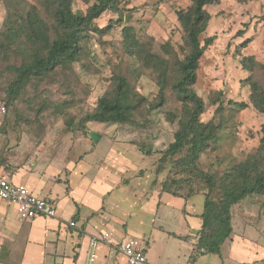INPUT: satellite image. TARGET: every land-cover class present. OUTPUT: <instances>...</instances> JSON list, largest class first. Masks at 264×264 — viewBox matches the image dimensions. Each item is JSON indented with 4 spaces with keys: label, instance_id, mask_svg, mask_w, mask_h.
<instances>
[{
    "label": "rangeland",
    "instance_id": "374dc122",
    "mask_svg": "<svg viewBox=\"0 0 264 264\" xmlns=\"http://www.w3.org/2000/svg\"><path fill=\"white\" fill-rule=\"evenodd\" d=\"M24 1L26 6L38 7L42 17L50 22L43 7L44 0ZM121 1L124 24L133 26L141 40L165 56L168 55L163 52L162 45L169 43L179 57H184L189 48L176 11L188 8L191 0ZM87 7L82 0L74 1L75 11H86ZM206 9L211 19L202 39L209 36H216V39L200 59L193 88L205 103L203 121L215 116L219 105L215 100L220 91L219 96L227 110L222 115L226 127L221 140L201 154L198 167L200 171L215 175L219 182L220 176L233 172L251 153L258 151L263 136L264 113L250 102L251 89L247 79L252 72L243 67L241 60L247 56L255 58L259 66H256L254 76L264 84V0H220ZM6 14L5 3L0 0V30ZM117 17L106 11L96 23L104 27ZM122 28L123 25L117 24L104 36L90 37L80 61L33 78L15 97L9 96L8 88L15 78L12 65L18 64L20 57H0V102L7 103L1 163L8 170H12L13 157L21 166L52 163L65 153L75 154L77 143L88 139L90 130L102 124L106 127V137L115 136L123 143V152L139 157V167L143 169L140 173L155 182L162 179V184L181 180L172 184L173 190L190 195L189 209L193 210L195 206L200 209L209 188L199 171L184 172L176 164L185 150L163 158L164 151L174 141L179 119L183 117V104L172 86L174 78L165 90L164 104L155 106L159 101L156 76L151 70H144L136 77V73L129 70L132 60L122 46ZM116 73L125 75L135 90L145 97L133 114L132 122L83 121L85 115L96 109L100 97L112 93ZM172 76H176L175 70ZM229 100L246 102L249 106L235 112ZM172 114L176 117L171 120ZM220 115L216 119L219 120ZM93 138L98 140L94 135ZM52 188L54 192L62 187ZM220 195L219 189L212 192L215 199ZM233 214L238 220L244 218L248 223L256 224L264 235V195H251L241 200L234 205ZM210 257L222 264L219 256Z\"/></svg>",
    "mask_w": 264,
    "mask_h": 264
},
{
    "label": "trees",
    "instance_id": "16d2710c",
    "mask_svg": "<svg viewBox=\"0 0 264 264\" xmlns=\"http://www.w3.org/2000/svg\"><path fill=\"white\" fill-rule=\"evenodd\" d=\"M3 1L7 14L3 29L0 30V57H20L18 64L12 65L15 78L9 85V96H17L35 77L46 76L59 67H69L80 61L85 54L88 39L108 34L117 24L123 25L122 46L132 60L129 70L136 73V77L144 70H151L156 76L159 101L155 106L164 104L165 90L174 78L172 86L183 104V117L179 119L174 141L164 151L163 158L185 150L176 164L184 172L199 171L209 188L205 193L202 228L198 237L193 238L191 261L202 254V248L206 249V253L219 254L222 245L233 232L232 207L248 196L264 195V125L258 151L251 153L233 172L220 176L219 182L215 180V175L200 171L198 167L201 154L218 144L226 127L222 115L227 108L219 96L221 91L215 100L219 102L215 116L205 122L201 119L205 111L204 100L193 88L200 59L216 39V36L202 39L211 19L206 7L218 4L220 0H191L192 4L188 8L177 9V17L184 30V40L189 48L184 57H179L169 43L162 45L163 52L168 55L165 56L155 52L148 42L141 40L133 26L124 24L121 0H82L88 4L86 11H75V0H44L43 7L50 16V22L42 17L38 7L26 6L24 0ZM106 11H111L118 17L110 24L100 27L96 20ZM241 62L245 69L252 72L247 79L251 89L250 102L264 113V84L254 76L258 62L253 56L243 57ZM173 70L176 72L175 77L172 76ZM114 80L115 88L112 93L100 97L96 109L85 115L83 121L111 124L132 122L133 114L141 101H145V97L135 90L122 73H116ZM229 103L235 112L249 106L246 102L229 100ZM0 104L7 103L4 101ZM217 115H220L219 120L216 119ZM172 116L171 120L176 117L174 114ZM179 182L181 180L164 182L163 190L177 194L172 184ZM215 189H219L221 193L217 199L212 196Z\"/></svg>",
    "mask_w": 264,
    "mask_h": 264
},
{
    "label": "crops",
    "instance_id": "0c3cea01",
    "mask_svg": "<svg viewBox=\"0 0 264 264\" xmlns=\"http://www.w3.org/2000/svg\"><path fill=\"white\" fill-rule=\"evenodd\" d=\"M105 129L98 124L88 139L77 143L75 154L65 153L52 163L21 166L13 157L12 170L4 166L8 177L34 194L53 198L57 217L20 220L0 199V264H85L90 237L105 230L117 242L146 237V264H217L212 255L219 256L222 264H264L260 227L238 220L234 206L233 232L221 252H202L192 262L193 238L202 228L204 205L191 210L190 195L164 191L162 179L155 182L140 173L139 157L123 152V143L115 136L106 137ZM59 184L62 188L53 192L52 186ZM95 264L129 263L121 252L99 244Z\"/></svg>",
    "mask_w": 264,
    "mask_h": 264
},
{
    "label": "built area",
    "instance_id": "2783aa9c",
    "mask_svg": "<svg viewBox=\"0 0 264 264\" xmlns=\"http://www.w3.org/2000/svg\"><path fill=\"white\" fill-rule=\"evenodd\" d=\"M7 114L5 104H0V199L6 201L14 209L16 217L26 220L36 216L57 217V204L53 198L34 194L25 184L16 182L5 174L1 163L3 153L4 121ZM71 226L76 222L71 221ZM99 244H106L124 254L129 264H146L149 240L146 237L129 236L117 242L110 231L95 233L90 237L89 249L85 264H95ZM202 252L206 249L202 248Z\"/></svg>",
    "mask_w": 264,
    "mask_h": 264
}]
</instances>
